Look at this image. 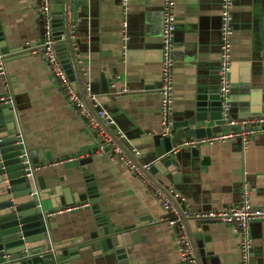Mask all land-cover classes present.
<instances>
[{
  "label": "crops",
  "instance_id": "obj_1",
  "mask_svg": "<svg viewBox=\"0 0 264 264\" xmlns=\"http://www.w3.org/2000/svg\"><path fill=\"white\" fill-rule=\"evenodd\" d=\"M84 3L76 9L85 16L73 17L72 25L80 30L76 36L83 46L77 56L76 81L85 90L90 84L86 99L91 107L97 113L105 109L128 136L127 144L139 150L140 161L150 162L163 136L159 95L163 0ZM40 7L39 0H0V37L10 50L5 55L8 84L0 78V93L9 89L7 98L16 108L27 148L51 158H44L37 167V176L47 187L62 185L72 192H83L79 184L85 176L83 167L88 166L102 200L100 209L110 222L116 227L142 225L138 241L127 247L128 264H182L175 230L167 222L162 203L112 150H99L102 141L88 122L94 118L91 112L90 118L72 106L53 78L41 52L44 30ZM220 9V0H177L175 119L194 114L199 93L219 90ZM232 13V115L236 120H252L264 117L263 0H235ZM124 21L128 22L130 36L125 56ZM199 126L212 128L215 124L207 120ZM255 131L246 143L241 137L201 143L200 158H187L188 162L174 172L150 175L155 183L172 191L180 206L184 205L193 216L240 203L245 188L252 203L264 208V133ZM86 158L91 161L84 165L81 160ZM60 160L65 161L56 163ZM89 202L57 212L55 232L64 238L88 236L96 225ZM189 231L200 264H241V235L235 225L213 221L202 232ZM250 233L254 246L250 262L264 264V222L251 223ZM84 256L73 264H118L115 260L109 262L105 255L88 252Z\"/></svg>",
  "mask_w": 264,
  "mask_h": 264
},
{
  "label": "water",
  "instance_id": "obj_2",
  "mask_svg": "<svg viewBox=\"0 0 264 264\" xmlns=\"http://www.w3.org/2000/svg\"><path fill=\"white\" fill-rule=\"evenodd\" d=\"M84 4V0H51L53 32L55 40L59 42L56 46L57 53L74 87L86 101L92 116L119 145L129 151L131 147L127 144L128 136L119 139L113 133L88 103L83 85L80 86L76 81L77 56L83 46L81 39L76 36L80 30L77 25L76 28L72 25L73 17L79 19L85 16L83 11L77 12L76 9V5ZM0 49L2 54L6 56L9 54L10 50L3 37H0ZM8 90L0 93V264H73L83 259L88 252L94 256L105 255L109 262L115 260L118 264H128L127 247L138 241V230L142 225L116 227L110 222L109 216L103 214L100 209L99 204L102 200L97 196V184L88 166L83 167L85 176L83 182L79 184V188L85 189L83 192H72L70 187L65 188L62 185L46 186L43 179L37 176V167L41 166L44 158H51L49 154H44L43 158L41 151L29 150L25 145L16 108L13 103H7ZM230 105L229 117L234 119L236 116L232 115L231 100ZM183 116L182 119L174 118L172 135H163L160 142H157L159 145L155 152L151 154L152 160L144 161L146 164L151 163L149 175L156 176L158 172L171 173L184 166L188 162L187 158H200L201 140L214 134L230 130L236 132L251 130L249 127L244 129L241 126L227 125L219 90L217 93L207 91L199 93L194 114ZM207 120L214 121L215 126L197 127L199 123ZM88 122L98 136L99 130L91 121ZM184 140H194L198 144L190 149L179 147ZM90 161L91 158H86L81 160V163L87 165ZM173 177L176 180L178 176ZM87 201H90L96 223L89 235L64 238L63 234L56 233L57 224L53 221L56 213L73 205H85ZM180 209L187 211L184 205ZM183 219L189 234L190 229L194 233H199L213 222L209 219L191 220L185 216Z\"/></svg>",
  "mask_w": 264,
  "mask_h": 264
},
{
  "label": "built area",
  "instance_id": "obj_3",
  "mask_svg": "<svg viewBox=\"0 0 264 264\" xmlns=\"http://www.w3.org/2000/svg\"><path fill=\"white\" fill-rule=\"evenodd\" d=\"M128 2V0H124ZM235 0H221V60L219 68V95L223 104L224 119L227 120L228 126H243L251 128L250 131H243L242 133H235L226 131L218 133L210 138L201 140L200 143L213 144L215 142H222L230 140L234 137H241L246 143L249 135L258 132L264 133V117L252 120H236L229 117L230 93L232 89L231 84V66H232V39L234 34L232 9ZM43 23V43L41 45V52L45 56L52 71L53 78L58 81L68 102L76 107L82 114L90 117V111L87 107L86 101L81 96L80 91L77 90L69 75L66 73L61 59L57 53L56 46L59 43L55 40L53 32V16L51 10V0H39ZM176 4L177 0H163V28H162V51L163 61L161 64V86L159 88L160 95V119L163 128V135H172V128L174 124L173 102H174V76L173 67L175 64L174 48L177 31L176 19ZM264 6V0H263ZM65 40V36H63ZM130 36L128 32V22H123L122 30V52L125 56L129 47ZM78 62V61H77ZM0 78H3L5 85L8 84L6 56L0 53ZM85 89V88H84ZM86 90L90 91V84H87ZM85 90V91H86ZM128 91V90H125ZM7 103H12L11 98H7ZM97 113L103 119L107 126L119 138L123 139L127 136L117 126L115 119L108 114V112L100 108ZM91 118V117H90ZM92 124L99 130L98 137L103 141L100 144L99 150L106 152L112 150L117 155L131 173L139 177L147 186L150 194L162 203L163 208L167 212V222L175 230V241L177 243L182 264H200L197 249L190 234L188 233L183 216L192 218L193 214L180 209L179 199L173 195L167 187L161 186L149 175L151 165L142 163L140 161V152L136 148H130L126 151L119 145L109 133L102 128L95 118L91 119ZM96 124V125H95ZM198 144L194 140H184L179 144V147H196ZM73 159V158H71ZM70 160V159H69ZM65 160L57 161L61 163ZM80 205L70 207L69 210L79 208ZM196 219H209L219 221L227 225H235L241 235L240 252L241 264H251V253L253 250V238L250 233V224L255 221L264 222V208L255 206L251 199L248 189L243 191V198L240 203L226 209L211 210L209 212L195 214Z\"/></svg>",
  "mask_w": 264,
  "mask_h": 264
}]
</instances>
